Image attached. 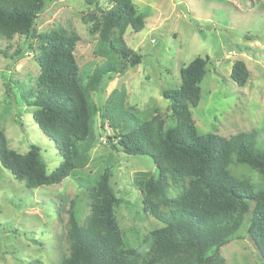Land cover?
<instances>
[{
  "label": "rangeland",
  "instance_id": "374dc122",
  "mask_svg": "<svg viewBox=\"0 0 264 264\" xmlns=\"http://www.w3.org/2000/svg\"><path fill=\"white\" fill-rule=\"evenodd\" d=\"M144 18V27L134 32L126 27V45L142 57L138 64H125L120 73H107L91 99L101 110L116 115L120 127L132 126L133 114L140 120L157 114L164 127L174 122L162 90L180 85V68L195 57L208 58L199 84V103L190 108L200 134L229 137L257 131L256 147L264 143V0H132ZM46 0L35 20L36 33L63 30L76 35L74 55L82 75L95 65L120 59L95 53L98 33L91 32L100 11L110 8V0ZM20 50L18 58L11 53ZM0 131L8 146L25 153L30 146L40 149L45 170L50 173L60 162L55 143L39 129L19 90L35 93L39 67V40L15 35L0 38ZM245 63L249 78L244 86L230 78L233 61ZM116 90V95L111 92ZM112 96V97H111ZM121 101V102H120ZM107 123L101 127L96 115L88 161L57 184L29 189L0 164V264H60L68 255L66 236L68 210L78 224H84L91 200L84 185H92L105 168H110V184L123 203L114 209L116 221L127 245L138 247L152 230L162 226L142 209L141 194L134 183L139 172L155 173L148 155H126L111 147L113 137ZM112 141L115 142L114 138ZM232 172L240 171L237 167ZM244 171V170H242ZM255 190L264 186V174L251 172ZM247 219L236 238L221 247L227 264H263L258 261L247 236Z\"/></svg>",
  "mask_w": 264,
  "mask_h": 264
},
{
  "label": "trees",
  "instance_id": "16d2710c",
  "mask_svg": "<svg viewBox=\"0 0 264 264\" xmlns=\"http://www.w3.org/2000/svg\"><path fill=\"white\" fill-rule=\"evenodd\" d=\"M110 4L100 11L91 32L98 33L94 52L116 56L119 64H97L83 76L74 55L76 35L63 30L36 33L35 20L46 0H0V38L20 35L39 40L37 88L30 97L21 84L19 90L60 156L59 164L47 173L38 147L17 153L0 131V164L29 189L57 184L88 161L98 115L101 127L107 123L114 130L113 137H107L113 149L152 158L155 173L139 172L134 183L143 211L162 226L149 232L138 247L125 243L114 214L123 199L114 193L111 170L105 168L94 184L83 186L91 200L84 224L68 210V255L60 264H227L220 249L236 238L245 219L247 236L264 264V186L255 190L251 183L253 170L264 174V146L256 147L254 130L229 137L197 132L190 108L199 103L207 57H195L180 68L178 88L161 91L174 119L166 128L157 114L142 121L131 113L126 116L135 120L132 126L120 127L116 115L101 111L91 99L105 74L120 73L126 63L136 65L142 57L126 45L124 33L126 27L134 32L143 29L144 18L132 0ZM0 53L7 56L5 50ZM19 54L17 48L11 56L16 59ZM230 78L239 86L247 83L249 71L243 61H233ZM232 167L240 171L232 172Z\"/></svg>",
  "mask_w": 264,
  "mask_h": 264
}]
</instances>
